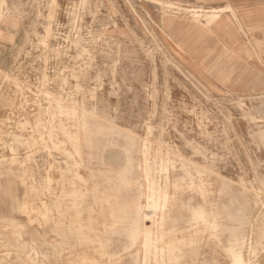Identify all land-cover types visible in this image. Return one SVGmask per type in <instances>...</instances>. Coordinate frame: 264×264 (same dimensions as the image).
Wrapping results in <instances>:
<instances>
[{
  "label": "rangeland",
  "instance_id": "374dc122",
  "mask_svg": "<svg viewBox=\"0 0 264 264\" xmlns=\"http://www.w3.org/2000/svg\"><path fill=\"white\" fill-rule=\"evenodd\" d=\"M212 11L0 0V264H264V102L173 38Z\"/></svg>",
  "mask_w": 264,
  "mask_h": 264
},
{
  "label": "crops",
  "instance_id": "0c3cea01",
  "mask_svg": "<svg viewBox=\"0 0 264 264\" xmlns=\"http://www.w3.org/2000/svg\"><path fill=\"white\" fill-rule=\"evenodd\" d=\"M210 3L212 9L228 7L217 24L179 20L173 38L181 46L183 65L220 92L264 102V0Z\"/></svg>",
  "mask_w": 264,
  "mask_h": 264
},
{
  "label": "bare ground",
  "instance_id": "6f19581e",
  "mask_svg": "<svg viewBox=\"0 0 264 264\" xmlns=\"http://www.w3.org/2000/svg\"><path fill=\"white\" fill-rule=\"evenodd\" d=\"M227 9V8H226ZM221 11H223V8H220V9H214V11H212V13L210 14V15H208V16H206V20H208V21H210L209 23H214V24H217L219 21H221V16H222V13L223 12H221ZM159 178H160V176H159ZM40 185V184H39ZM152 206V205H151ZM197 213L198 214H201L202 215V212L199 210V211H197ZM235 241H236V243L239 241V238L238 237H236L235 238ZM232 255V254H231ZM233 257V256H232ZM242 255L241 254H236L235 255V262L237 263V264H241V262H242Z\"/></svg>",
  "mask_w": 264,
  "mask_h": 264
}]
</instances>
